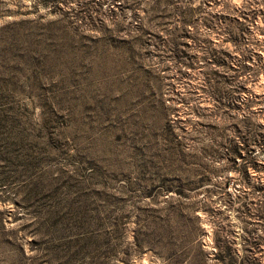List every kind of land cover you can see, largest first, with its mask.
I'll list each match as a JSON object with an SVG mask.
<instances>
[{"label":"rangeland","instance_id":"obj_1","mask_svg":"<svg viewBox=\"0 0 264 264\" xmlns=\"http://www.w3.org/2000/svg\"><path fill=\"white\" fill-rule=\"evenodd\" d=\"M175 1L183 54L126 0H0V264H264V0Z\"/></svg>","mask_w":264,"mask_h":264},{"label":"trees","instance_id":"obj_2","mask_svg":"<svg viewBox=\"0 0 264 264\" xmlns=\"http://www.w3.org/2000/svg\"><path fill=\"white\" fill-rule=\"evenodd\" d=\"M126 9L120 17L119 23L126 26L127 29H134V41L140 47H146L148 44H151L154 41V37H157L153 30H156L158 33L164 31L171 35L170 40L172 42L173 52L175 53H184L181 51V46L187 45L184 41L186 38V31L188 30V23L191 22V19L188 18L186 13H181V17L176 19V12L181 7L178 1L175 0H126ZM133 5V6H132ZM133 7H136L138 10H144L146 16L144 20L146 22H140L135 25L134 17L129 13ZM240 20H235V26L232 31V40L234 42H240L244 36V24L239 22ZM169 26H171L169 28ZM158 38V37H157ZM165 40V39H164ZM177 195L180 198H183V193L178 192ZM199 219V217H197ZM167 235L164 237L160 235V251L158 252L161 256L166 255L168 258L175 257L177 260H181L182 257L177 255L178 250L189 246L193 241V227L191 223L187 220H184L182 215H174L173 217L167 219ZM216 244L219 245L220 240H215ZM165 252V253H164ZM219 260L226 261V256L219 257ZM234 258H230L229 264H234Z\"/></svg>","mask_w":264,"mask_h":264}]
</instances>
